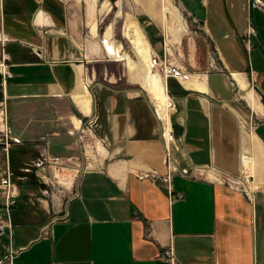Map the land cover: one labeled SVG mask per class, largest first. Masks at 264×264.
Returning <instances> with one entry per match:
<instances>
[{
	"label": "crops",
	"instance_id": "crops-1",
	"mask_svg": "<svg viewBox=\"0 0 264 264\" xmlns=\"http://www.w3.org/2000/svg\"><path fill=\"white\" fill-rule=\"evenodd\" d=\"M110 1L114 10L98 14L99 0H0V58L2 52L7 56L12 73L5 81L0 74V112L5 107L6 126L21 140L7 150L10 167L27 175L12 212L13 234L0 235V255L13 245L23 246L16 264H171L162 253L172 246L176 264H264V173L257 178L245 158L256 154L253 138L264 156V122L250 125L264 108L254 109L247 98L256 94L264 107V0L259 7L253 0H180L184 9L173 5L174 10L163 0ZM191 18L215 53L209 66L195 59L196 39L183 37ZM174 21L185 29L170 27ZM108 31L110 41L123 48L120 55L105 47ZM137 33L146 46L137 42ZM153 56H167L193 75L165 84L151 70L177 107L171 121L179 148L173 146V153L194 170L171 172L178 197L153 176L168 172L154 111V104L168 103L156 102L147 79ZM111 65L119 71H110ZM26 101L68 102L70 110L60 118L69 132L32 112L28 125L14 124L8 104L18 115L15 106ZM93 113L96 138L85 129L86 149L102 138L104 154L84 160L75 192L64 202L38 194V188L46 192L23 165L41 151L77 159L71 153L77 144L84 152L78 135ZM37 135H48L55 145L26 138ZM3 163L0 158V176ZM208 166L214 172L203 169ZM33 198L39 205L29 204ZM66 209L67 217L52 220Z\"/></svg>",
	"mask_w": 264,
	"mask_h": 264
},
{
	"label": "built area",
	"instance_id": "built-area-1",
	"mask_svg": "<svg viewBox=\"0 0 264 264\" xmlns=\"http://www.w3.org/2000/svg\"><path fill=\"white\" fill-rule=\"evenodd\" d=\"M110 3V8L106 10V13H111L114 10V4L111 3L110 0H107ZM105 2V0H99V3ZM262 4V0H253L252 6L259 7ZM6 38L2 37L1 42L2 46L5 44ZM110 55V54H109ZM111 56V55H110ZM7 56L2 52V56L0 58V74L2 75L3 81H5L8 77L12 75L11 71L8 68L7 64ZM151 66L152 68L160 72L162 77L164 78L165 84H167L168 78H176L180 81L188 80L190 77V73L180 65H176L172 63L167 56L159 57L153 56L151 58ZM167 87V86H166ZM168 91V89H167ZM261 100L264 103V98L261 96ZM168 114H163L158 108L157 104H154V111L160 121L161 128V137L165 146V162L168 167V172L166 174L161 175H153L155 177L160 176V178L167 183L170 194L174 197H178L181 193H174L173 187L171 185V172L180 171L183 173L191 172L187 167H183L180 165V161L173 153V146L175 148H179V144L176 142V133L171 121V115L176 112L177 107L176 104L170 99L168 103ZM3 121L5 122V126L0 129V147L7 151L12 142H20L19 137L12 136L10 134V130L8 126H6V112L3 110ZM98 115L93 113L89 116L86 124L80 129L78 139L80 142V146L85 150L87 139V133L85 129H89V133L94 135L96 138V134L93 130L94 126L98 123ZM259 122H264V113L262 115L256 114L252 119H250V125H257ZM101 142H104L102 138H99ZM94 141V140H93ZM68 160L72 159V157H67ZM66 160L63 159L61 155L49 153L46 151H41L38 157H36L32 162L28 163L22 169L24 172H32L34 177L41 184L42 191L48 192V187L50 185H56V182L59 183L60 177L62 174V168H64V163ZM207 171L214 172V167H204ZM194 170L191 172L193 173ZM25 174H15L13 169L8 165L0 178V235H10L13 234V208L18 202V197L20 195V185L21 179L26 178ZM250 178L245 175L244 182L248 181ZM232 182L241 183V180L237 178H229ZM241 187L244 188L248 195L251 194V190H247L245 183H242ZM68 216V210H63L61 212H57L52 216V220L65 218ZM23 248V246L14 247L11 245L8 247L1 255H0V264H16L15 257L17 253ZM162 257L170 261L171 264H176L175 254L172 246H168L164 249L162 253Z\"/></svg>",
	"mask_w": 264,
	"mask_h": 264
},
{
	"label": "rangeland",
	"instance_id": "rangeland-1",
	"mask_svg": "<svg viewBox=\"0 0 264 264\" xmlns=\"http://www.w3.org/2000/svg\"><path fill=\"white\" fill-rule=\"evenodd\" d=\"M163 1H164V3H168L169 4L168 6H169V8H171V10H174L173 9V7H174L173 5L181 8V9H184V6H183V4L181 3L180 0H163ZM166 9H167V7L165 6L164 10H166ZM106 10L107 9H102V3H101V5H100V3H98V5L96 7V11H98V14H99V12L100 13H103V12L106 13L105 12ZM169 19H172V18H169ZM182 21L184 22V20H182ZM186 21H187V23L184 22L185 26H186V33L183 32V34H184L183 37L184 38L188 37L189 38L188 41H192V42H194V40H192V38L196 39V41L194 43L196 44V47H197V50H198L197 51L198 52V56L195 59H197L198 63H200V64L202 63L201 65L209 66L208 59H210L212 57H215V53H214L213 49H211L210 46L207 47V42L202 38V34L200 33V32H202V30L199 28V26H196V24L193 23L192 18L189 21L188 20H186ZM103 23L104 22L102 21V24ZM169 23H170V20H169ZM182 23H181V25L179 23V26H176L175 25V21H174L173 25H170V27H175V28L181 27V32H182V30L185 29V26H183ZM110 32L111 31H108V34ZM181 32H180V34H181ZM169 33H171V32L169 31ZM176 43H178V40H177ZM179 43H180V40H179ZM125 45H126L125 46L126 48H129V46H128L129 44L126 43ZM193 63H195V60L193 61ZM134 64H135V67H136V65H138V66L140 65V62L138 64V63H135V61H134ZM109 69H110V71H113V72L119 71V68L116 67L115 65H111V67ZM141 76H142V73H141ZM261 105H263V104H261ZM15 108H16L15 110L18 111V115L13 113V110H12V114H11V108H10V105L8 104V113L10 112L11 120L16 125H19V126L28 125V122H30V119H27V116H29V115L31 116V114H29V113L32 112L35 116H40L41 118L43 116H45V117L48 116V119H46V121L50 122L52 127L55 126L57 128V126L60 124L61 127H64V129L69 132V127H68L69 123L66 120H62L60 118L61 114L66 113V112H68L70 110V104L68 102L48 101V102H45L43 104H30V103H27V101H26L24 104H17L15 106ZM4 109H5V107H4ZM2 117H3V115L0 112V126H5V122L3 121ZM47 133L48 132H45V134H47ZM252 133H253V131H252ZM39 135H37L34 138H32V136H29V137H26V138L28 140H32L34 143H38V144L42 143L41 145H43L44 142H46L45 144H47L48 141H49V143H51V144L53 143V145H55V142H52L48 135L43 136V137L39 136ZM53 139L54 140L56 139L55 141H57L56 137H54ZM93 139L94 138H92L91 140H93ZM94 141H97V140L94 139ZM91 142H93V141H91ZM34 147H35V144H34ZM34 147H33V149H32V147H31V149H29L30 153L31 154H38V152L36 153ZM71 154H73L74 156H78V157H77V159L76 158H72L70 160L66 159V162L64 163L65 167L62 168V174H61L59 183L56 182V185H50L48 187V192H46V193H42L39 188L36 189V192L38 194H41L45 198H48V199L51 198L52 194H54L57 197L58 201L64 202V200L68 197V195H72L75 192L76 185L78 183V177H79V175H80V173L82 171L83 162H85L84 160H87L88 162L89 161L93 162L94 158H93V155L90 156V155L86 154L85 150H84V152H82L80 150V147H79L78 144L75 146V151L72 152ZM84 154H86L87 156H85ZM97 154L98 155H103L104 154V150L102 148L99 149L96 146L94 155H97ZM65 156H67V155H65ZM62 157L64 158V156H62ZM0 158L4 162L3 163V167H2L3 170L6 169V167L8 165H11V163L9 161L8 152L3 150L2 148H1V157ZM247 158H249V157H247ZM253 158H254V156L252 157V159ZM25 164L23 166L27 165V164L26 165ZM2 168H1V170H2ZM29 174L33 175L32 172H28V175ZM1 176H0V178H1ZM26 188H25V190L27 191ZM33 199H34V202H30L29 204L32 205L33 207L39 205V201L37 199H35V198H33ZM50 203H52L51 200H50ZM17 229H19V227H17Z\"/></svg>",
	"mask_w": 264,
	"mask_h": 264
},
{
	"label": "bare ground",
	"instance_id": "bare-ground-1",
	"mask_svg": "<svg viewBox=\"0 0 264 264\" xmlns=\"http://www.w3.org/2000/svg\"><path fill=\"white\" fill-rule=\"evenodd\" d=\"M92 2H94V4H96L97 5V2H98V0H91ZM103 5V4H102ZM110 8V5H107L106 6V9L108 10ZM133 25V24H132ZM131 25V26H132ZM135 26V28L137 29V26L136 25H134ZM130 28H132V27H130ZM134 28V27H133ZM138 30V29H137ZM133 32H135V29H134V31ZM137 32V31H136ZM142 32V31H141ZM112 33V32H111ZM140 33V32H139ZM139 33H137V42L140 44V45H142V46H146V41H145V39H143V37L144 36H142L143 35V33H141V34H139ZM174 33V32H173ZM110 34V33H109ZM109 34L107 33V35H106V39H105V41L103 42L104 44H105V47L108 49V51L109 52H112L115 56H116V54H118V55H120L121 54V51L123 50V48H122V46L121 45H119V46H116V44L114 45V43H112L111 41H110V36H109ZM135 34V33H134ZM131 36V35H130ZM134 36V35H133ZM135 37H136V34H135ZM102 39H103V37H102ZM102 39H101V41H102ZM102 43V44H103ZM148 45V44H147ZM138 46V45H137ZM146 49V48H145ZM147 50V49H146ZM145 50V51H146ZM123 52V51H122ZM144 52V51H143ZM144 53H146V52H144ZM123 56V55H122ZM122 58V57H121ZM120 58V59H121ZM124 58H126L127 59V56H126V54H125V56H124ZM152 58V57H151ZM116 59V58H115ZM125 59V60H126ZM118 60V59H117ZM155 72L156 73V71H154V69L152 68V66H151V61L148 63V72H147V79H148V82H149V85H150V88H151V91H153L154 92V94H155V99H156V101H158L159 103H164V104H166V103H169V101H168V98H166V96L163 94L164 93V89H163V85H162V83H161V78H159L156 74H153V72ZM158 73V72H157ZM237 76V75H236ZM190 79L192 80L193 79V75H191L190 74ZM189 79V80H190ZM186 81V80H185ZM246 81V80H245ZM167 88V87H166ZM252 89V88H251ZM253 90V89H252ZM166 91H167V89H166ZM254 91V90H253ZM256 95V94H255ZM252 92H248L247 93V98H248V100L250 101V103H251V105H252V107L254 108V109H257L258 111H262L263 110V107H262V105L260 104V102H258V100H257V98H256V96H255ZM258 96V95H257ZM84 99V98H83ZM169 100H170V97H169ZM164 104H162V105H164ZM159 109H160V111L163 113V114H167L168 113V111H169V108H168V104L165 106V107H163V108H161V107H158ZM244 120V119H243ZM244 126H245V128L248 130V132L249 133H252V131H250L249 129H248V127H247V125H246V121H244ZM256 136V135H255ZM253 140H254V145H256V154H255V156H254V158L252 159V158H247V157H245L246 158V164H247V166H250V167H252V172L254 173V175L258 178V177H260V178H262V174L264 173V156H263V154H261V147H260V142L258 143V141H256V139L255 138H253ZM96 146L100 149V147H102L103 148V150H104V152H105V147L103 146V144H102V142L101 141H99V140H97L96 141V143H95V145L94 146H89L88 148H87V153L89 154V155H93V156H95L94 154H95V149H96ZM253 157V156H252ZM249 177V176H248ZM264 180V179H263ZM260 182H261V180H260ZM264 182V181H263ZM263 184V183H262ZM256 185V184H255ZM264 185V184H263ZM257 186V185H256Z\"/></svg>",
	"mask_w": 264,
	"mask_h": 264
}]
</instances>
